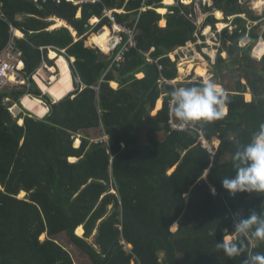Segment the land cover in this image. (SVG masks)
<instances>
[{"label":"trees","instance_id":"obj_1","mask_svg":"<svg viewBox=\"0 0 264 264\" xmlns=\"http://www.w3.org/2000/svg\"><path fill=\"white\" fill-rule=\"evenodd\" d=\"M2 1L0 53L11 40V27L25 35L16 42L24 54L26 83L0 93V264H75L70 251L57 241L60 234H67L93 264H245L248 253H264V244L251 236L253 245L248 237L243 239L245 255L229 258L216 248L225 232L235 235L236 220L252 211L264 215V193L233 196L222 187L223 179L236 173L237 142L247 144L264 124V56H251L260 38L264 40L259 24L253 26L262 16L239 0H212V5H203L209 15L198 27L196 0L190 5L175 0L169 6L164 0L81 5L67 0ZM143 3L147 9L140 12ZM160 7L168 8L165 16L157 12ZM106 8H123L125 14L115 18L126 26L134 23L130 15L139 16L136 48L126 53L120 68L109 69L110 60L85 44L90 34L108 24ZM216 9L222 21L212 15ZM95 17L101 21L92 26ZM51 18L58 19L53 23ZM162 19L165 27L160 26ZM220 23L226 27L221 30L224 45L218 49L216 71L227 63L224 52L249 71L246 84L233 70L212 78L229 96L228 112L222 120L196 128L210 142L220 139L214 154L199 140V133L173 131L169 125L171 92L202 81L178 86L162 81L177 78V63L168 55L198 38L205 41L202 29L216 30ZM246 36L250 41L241 47ZM51 51L69 61L76 80L75 91L55 103L33 80L44 63L52 65ZM149 52L158 64L147 59ZM197 67L205 69L198 76L205 78V63ZM137 74L144 77L138 79ZM110 82L118 88H111ZM248 90L251 102L245 100ZM26 94L45 102L48 112L42 119L25 110L17 117L9 111L14 105L22 108ZM162 95L163 108L152 115ZM95 129L107 140L93 142L88 133ZM76 139L81 141L79 148L74 147ZM22 192L26 196L19 198Z\"/></svg>","mask_w":264,"mask_h":264},{"label":"clouds","instance_id":"obj_2","mask_svg":"<svg viewBox=\"0 0 264 264\" xmlns=\"http://www.w3.org/2000/svg\"><path fill=\"white\" fill-rule=\"evenodd\" d=\"M170 104L178 126L190 128L222 120L228 112L229 96L214 80L205 79L193 86L175 88L171 92ZM233 166L236 173L223 179V189L233 196L238 192L264 193V124L247 144L237 142ZM212 191L215 194V189ZM233 233L235 235H225L216 244V248L229 258L246 254L243 239L248 236L257 244H264V215L252 211L247 218H239L234 222ZM247 257L245 264H264V253H248Z\"/></svg>","mask_w":264,"mask_h":264},{"label":"rangeland","instance_id":"obj_3","mask_svg":"<svg viewBox=\"0 0 264 264\" xmlns=\"http://www.w3.org/2000/svg\"><path fill=\"white\" fill-rule=\"evenodd\" d=\"M196 1H198V0H196ZM201 1H202V3L199 0V4H201L200 8L202 9V12H196L197 13L196 23H197V25L199 27L202 26V24L205 21L206 17L209 15V14H204V10H203V5H205L206 2L207 3H209V2L208 1L205 2L204 0H201ZM251 2L252 1L248 2L247 4L250 6ZM259 5H261V8H262V4H259ZM194 7L196 8L197 4L196 5L194 4ZM251 8L254 10V13H255L256 16H262L264 18V10H261L260 6L257 9L255 7H251ZM215 14H218V9H216L215 12L212 13V15H214L215 18L217 20H219L216 17ZM223 19H224V17H223ZM223 19H221L220 21H222ZM52 20H50V21H52ZM53 23H56V22H53ZM258 24H259L260 27L257 29V31L259 32L260 35H262L264 33V19H262L259 22L253 23V26H257ZM222 29H224V28H221L219 26V24L216 25V30H211L209 33H206L207 31L202 29V35L205 36V41H204L205 43L204 44H203V42L201 40H199L200 38H198L196 43L189 44V45L186 46V48H182V49L176 51L177 52L176 56H175L176 60L178 62H180V65L178 67V71L179 70H184V71H183L181 76H179V77L177 76V78H179L181 80L176 81L175 82V84H176L175 86H178L181 83H185V82H189V81L198 82L200 80L203 81V80L208 79V78L212 79L215 76H222L223 74L226 75L227 72H229V70H233L232 73H233V75L235 77L242 78V82L243 83H247V81L244 78V76H246V73H248L249 69L243 68L242 66L240 67V65H238V63H235L234 60H230L229 58H227V53L226 52H224L222 54V57L224 59H227V63H224L222 65L221 72L216 71V69H215V63H216L217 56H218V49L222 48L223 45H224L223 42H221V40H222L221 39L222 38L221 30ZM232 29H233V27L230 28V30H232ZM97 33H92V34H90V36L93 35V34H97ZM90 36L88 37V39L90 38ZM88 39L86 40L85 44H86V46L90 47V46H92V44H87ZM246 39H248V36H246L240 42V46L241 47H244V45L246 44L245 43V42H247ZM222 41H224V39ZM260 41H262L261 38H260L258 43H260ZM230 44H231V41L229 39H227L226 45L230 46ZM199 46H203V49L201 50L199 48ZM93 47H95V45H93ZM256 47H257V45L253 49L251 56L254 59L261 60L259 58H261V56H263L264 53L260 52L258 55L256 54L257 55V57H256L255 56V52H254L255 49H257ZM206 49H208L210 51V53L207 52ZM212 52L215 53V57L214 58L211 56ZM237 54H238V56L240 55L239 52L236 53L235 55H237ZM48 59L52 63V65H50L48 63H44V65L41 68V70L43 72V75L39 76L40 75L39 74L40 71L36 74L35 80H36V83H37L38 87H40L39 85H41L42 87H49L50 86L51 77L53 75H55L56 77H58L60 75V71H58L57 67H56V71L55 72L51 71V68L55 67L57 62L51 60L49 58V56H48ZM68 62H66V63H68ZM189 62H193V63H191V65H189ZM202 63H205V67L207 69V75H206L205 78L198 77L196 75V73L194 72L196 65H200ZM69 65H70V68H71V64L70 63H69ZM63 66L65 67L66 65H63ZM63 66L60 67L61 70L63 69ZM188 68H191L190 71H188ZM71 72H72V70H71ZM225 75H223V76H225ZM72 77H73V75H72ZM68 78H69V75H67V77L64 79L63 83L66 84L65 86H67V88L69 89L70 88L69 84H71V82H70V78L69 79ZM225 80H226V84H227V83H229L230 78L227 77ZM75 82H76V80H74V78H73V84H74V90L73 91H75V89H76ZM179 82H181V83H179ZM53 86H56V83H53L51 85V87H53ZM111 86H112V84H111ZM17 88L21 89L22 86H18ZM40 89H42V88L40 87ZM62 89H63V87L59 88L55 92H52V93H56L58 95L57 99H55L56 102H59V101L63 100L64 97L67 95L65 93V91L62 90ZM66 91H68V90H66ZM72 92H70V93H72ZM247 95H249L251 97V94L247 93L245 95L246 96L245 100L250 102L252 100V97H251V100H250V99H248ZM32 96H34V95H32ZM26 100L29 101L30 99H26ZM55 101H51V102L55 103ZM29 103H30V101H29ZM43 103L45 104V102H43ZM26 104H28V103H25V105ZM29 106H30V104L26 105L27 108H29ZM16 108L18 109V112L14 111L15 116H19L21 113H23V110H25L26 112H29L31 114V112H30L31 108H30V111L25 109L23 105H22V108H20L18 105L16 106ZM39 108H41V109L37 113H39V115L41 116L42 114L45 113V111L42 112V106H39ZM13 109H14V107H13ZM88 135H89V137L91 138V140L93 142H96L97 140H102L104 138L103 131L101 129L91 130V132L88 133ZM216 139L217 138H215L214 140H216ZM78 144L79 143H77V141L75 140L74 147L75 148L79 147ZM212 144H213V139H212ZM213 146H214V144H213ZM22 193H24V192H22ZM21 194L19 195L20 198H24L26 196L25 195V196L21 197ZM172 230H176V228L172 227ZM78 234H79V231H78ZM42 236H44V237H42ZM41 237H42L41 239H44L46 236L44 234H42ZM56 238H57V241L59 243H61L67 250L70 251V253L72 254L73 259L75 261V264H93L92 260L90 259V257L86 253H84L80 248H78L75 244H73L70 241V239L67 236V234H60V235L56 236ZM94 239H95L94 237L89 238L90 242H94L95 241Z\"/></svg>","mask_w":264,"mask_h":264},{"label":"built area","instance_id":"obj_4","mask_svg":"<svg viewBox=\"0 0 264 264\" xmlns=\"http://www.w3.org/2000/svg\"><path fill=\"white\" fill-rule=\"evenodd\" d=\"M35 1H38V0H35ZM55 1L60 3L63 0H55ZM67 1L73 2L74 4H81L84 2L96 3L101 0H67ZM179 1L182 3H186L183 0H179ZM250 1H252L250 5L251 7H255L256 9L259 7V5L256 3L255 0H239L241 4L248 3ZM4 5H5L4 1L0 0V21L4 19V14H3ZM263 5H262V8L260 6L261 10H264ZM146 9H147V6L144 5L142 8H140V12H143V10H146ZM117 12H119V10L115 8L114 9L106 8L104 10V18L108 20V24H109L108 28L110 30V33L108 36L107 51H104L103 48L98 46L97 44L94 47L95 49L100 50L110 60L109 69L120 68V66L125 62L126 53L130 49L136 48L135 34H136V26H137L139 16L137 15L138 17L136 20L133 21L134 22L133 25L126 26V25H123L117 22L115 18V14H117ZM196 12H202V9L200 7H197ZM100 21L101 19L98 20V23H93V21H90V22L92 23L91 24L92 26H96L97 24L100 23ZM103 29L104 28H102L97 34L101 33ZM11 31H12L11 40L8 46L4 49V51L0 53V90H3L8 86H19V85L26 83L22 75V72H23L22 67H24V54L17 48L16 41H15L16 39H19V36L17 35V30L14 29L13 27H11ZM246 40L247 42H245L246 44L244 46H246L250 41L249 38ZM153 51L154 49L151 50V52ZM176 51H174L171 55H168L172 59V61L176 60V57H175L177 53ZM151 52L145 54L147 59L150 62H155L158 64V60L154 61L151 58ZM159 69L162 70L163 67L159 65ZM35 78H36V75L33 76L34 81H36ZM163 82L167 84H172V85L174 84L173 81L163 80L162 83ZM168 108H169V117H170L169 125L171 126V129L173 131L197 132L200 135L199 140L202 142V144L205 147L211 148L208 140L205 138L201 130H198L196 127L181 128L178 126V122L173 120V116L171 114L170 101L168 102ZM102 140L105 141V137ZM212 152L214 153V151Z\"/></svg>","mask_w":264,"mask_h":264},{"label":"bare ground","instance_id":"obj_5","mask_svg":"<svg viewBox=\"0 0 264 264\" xmlns=\"http://www.w3.org/2000/svg\"><path fill=\"white\" fill-rule=\"evenodd\" d=\"M184 2H186V3H190V2H192V0H183ZM206 1H208V0H206ZM164 3L165 4H167V5H170V4H173L174 3V0H164ZM256 3L259 5V4H264V0H256ZM259 6H261V5H259ZM120 10V12H122V9H119ZM157 12L159 13V14H161V15H166L167 13H168V10H167V7H160L158 10H157ZM96 20V23L98 22V20L97 19H95ZM94 23V22H93ZM165 25V21H162V26H164ZM219 26L221 27V28H225L226 27V25L224 24V23H220L219 24ZM206 33H209L210 31H211V28L209 27V28H207L206 29ZM109 33H110V30H109V28L108 27H105L103 30H102V32L101 33H99V34H93V35H91L90 36V38L88 39L89 41L87 42V44H92V45H98V46H100V47H102L103 48V50L104 51H107V43H108V36H109ZM23 34V33H22ZM17 35L18 36H22L21 35V33L20 32H18L17 31ZM24 35V34H23ZM23 37V36H22ZM262 41H260V43H258L257 44V49H255V56L257 57V55L261 52V53H264V40L263 39H261ZM90 42V43H89ZM207 50V52H209L210 53V51L208 50V49H206ZM257 54V55H256ZM211 56L214 58L215 57V53L214 52H212L211 53ZM263 56H264V54H263ZM263 56H261V58H259V59H262L263 58ZM260 57V56H259ZM49 58L51 59V60H53V61H56L57 62V64H56V66L55 67H53V68H51V71H53V72H55L56 71V67L58 68V71H60V75L58 76V77H56L55 75H53L52 77H51V79H50V86L49 87H42L41 85H39L41 88H42V90H43V92H48L49 94H51V96L53 97V101H55V99H57V94L56 93H52V92H55V91H57L59 88H62L63 87V89L62 90H64L65 91V93L68 95L70 92H72L73 90H74V84H73V77H72V72H71V68H70V65H69V62H68V60L65 58V57H63V56H58L55 52H50L49 53ZM66 62H68V63H66ZM63 65H66L65 67L63 66ZM61 66H63V69L61 70L60 69V67ZM205 70V69H204ZM203 73V69L202 68H198L197 70H196V74H202ZM39 76H42L43 75V72H42V70H40V72H39ZM67 75H69V78H70V82H71V84H69V86H70V88L68 89L67 88V86H65L66 84H64L63 83V81H64V79L67 77ZM143 77V76H142ZM68 78V79H69ZM52 82V83H51ZM53 83H56V86H53V87H51V85L53 84ZM112 86L113 87H115L116 86V84H114V83H112ZM66 90H68V91H66ZM66 95V96H67ZM56 96V97H55ZM247 97H248V99H250L251 100V97L249 96V95H247ZM26 99H30L29 101H30V103H29V101H27ZM162 102H163V100H159L158 101V103H157V108L158 109H160L161 108V104H162ZM21 103H22V105L24 106V108L25 109H27L28 111H30V108H31V113L32 114H34L35 116H37V117H44L46 114H47V112H48V108L45 106V104L43 103V101L41 100V99H38V97H35V96H32V95H30V94H28V95H25V96H23L22 97V101H21ZM25 103H28V104H30V106H29V108H27L26 107V105H28V104H26L25 105ZM163 105V104H162ZM39 106H42V112H44L45 111V113L44 114H42L41 116L39 115V113H37V112H39L40 111V109L41 108H39ZM18 112V109L17 108H15V110L13 109V112ZM23 123V120H20V124H22ZM215 139V138H214ZM217 143L218 142V140L216 139L215 141H214V143ZM77 143H79L78 145H80V140H77ZM72 160H75L76 158L75 157H72L71 158ZM26 195V193L24 192V193H22L21 194V197H23V196H25ZM176 228V227H175ZM82 232H83V230H82V228H80L79 229V234H82ZM76 233H77V231H76ZM78 235V234H77ZM42 237H44V236H42ZM41 237V238H42Z\"/></svg>","mask_w":264,"mask_h":264},{"label":"crops","instance_id":"obj_6","mask_svg":"<svg viewBox=\"0 0 264 264\" xmlns=\"http://www.w3.org/2000/svg\"><path fill=\"white\" fill-rule=\"evenodd\" d=\"M193 1H195V0H192V2ZM201 1V0H200ZM205 2H206V0H204ZM164 2V1H163ZM174 2H175V0H174ZM208 2H209V5H212V0H208ZM84 3H88V2H84ZM84 3H81V4H84ZM90 3H92V2H90ZM207 3V2H206ZM81 4H79V5H81ZM165 6H169V5H167V4H165V3H163ZM174 4V3H173ZM184 5H190L191 3H183ZM197 4V7H200V4H199V0L198 1H196V3H195V5ZM77 5V4H76ZM171 5V4H170ZM197 7H196V9H197ZM162 8V7H161ZM115 9H117V10H119V9H122V12H120V10H119V12H117V14H125V12H124V10H123V8H115ZM159 9V8H158ZM157 9V10H158ZM167 10H168V8H167ZM81 10H79V14H78V16L80 17L81 16ZM133 15L134 14H132V15H130V17H129V19H130V21H134V20H132V17H133ZM162 16H165V15H162ZM224 16V15H223ZM207 18V17H206ZM53 19H58V18H53ZM95 19H97V20H100V18H93L91 21H93L94 23H96V20ZM50 20H52V18L50 19ZM49 20V21H50ZM162 21H165V25L164 26H162ZM220 21V20H219ZM52 22V21H51ZM65 23L68 25V23L65 21ZM98 23V22H97ZM204 23V22H203ZM92 24V23H91ZM166 24H167V22H166V20L165 19H162L161 21H160V26L161 27H165L166 26ZM197 24V23H196ZM198 26V25H197ZM65 27V26H64ZM70 26L68 25V26H66V28H69ZM105 27H109V24H107L106 26H104L103 28H105ZM199 27V26H198ZM62 28V27H61ZM207 28H209V27H206V28H204V30H206ZM211 28V27H210ZM70 29V28H69ZM49 30H52V29H50L49 28ZM71 30V29H70ZM211 30H212V28H211ZM18 31V30H17ZM18 32H20V31H18ZM71 32H72V30H71ZM21 33V32H20ZM77 34V33H76ZM21 35L23 36H19V39H23V38H25V35H23L22 33H21ZM76 37V36H75ZM199 40H201V39H199ZM16 41V40H15ZM89 41V40H88ZM202 41V40H201ZM203 42V44L205 43L204 41H202ZM90 43V42H89ZM189 44H192V43H188L187 45H189ZM195 45V44H194ZM16 46H17V42H16ZM91 48H94L93 47V45L92 46H90ZM182 48H186V46L185 47H181V48H178V49H176V50H180V49H182ZM203 49V48H202ZM201 49V50H202ZM175 50V51H176ZM3 52V51H2ZM174 52V51H173ZM173 52H171L169 55H171ZM201 52V51H200ZM169 57V56H168ZM169 59L172 61V59L169 57ZM172 62H176L177 63V76H178V67H179V65H180V62H178L177 60H175V61H172ZM189 63H193V62H189ZM24 68H25V64H24V67H22V71L24 70ZM198 68H202V67H197L196 69H195V73H196V70L198 69ZM203 69V68H202ZM204 74V69H203V73L201 74V75H203ZM197 76H201L200 74H196ZM144 77V74H137L136 75V78H138V79H142L143 77ZM177 79L178 78H176L175 80H173V82H174V84L173 85H176L175 84V82L177 81ZM189 82H193V81H189ZM112 83H114V84H116V87H113V86H111V84ZM179 83H181V82H179ZM244 84H246V83H244ZM172 85V84H171ZM20 86V85H19ZM14 87H18V86H8V87H6L5 89H3V90H0V93H2V92H4V91H8V90H12ZM110 87L111 88H118V84L116 83V82H110ZM222 87V86H221ZM247 93H251V91L250 90H248V92ZM246 93V94H247ZM26 95H28V94H26ZM31 95V94H30ZM251 95H252V93H251ZM25 96V95H24ZM164 96L165 95H162V97H161V100H163V102H162V104L164 103ZM252 100H253V96H252ZM159 101V100H158ZM247 101V100H246ZM4 102L5 103H9L10 102V99H9V97H5V100H4ZM248 102V101H247ZM251 102V101H250ZM158 103V102H157ZM161 104V108L160 109H158L157 108V104H156V107H155V110L153 111V113H152V115H156L163 107V105ZM16 106L17 105H14V106H12L11 108H9V111H10V109H11V113L14 115V117H17V116H15V114H14V112H12V110H13V107H14V110H15V108H16ZM39 119H42V118H39ZM23 124V123H22ZM21 124V125H22ZM104 137H105V141L107 140V137L104 135ZM214 138H217V140H218V142L216 143H214ZM207 139V138H206ZM77 141V140H76ZM81 142V141H80ZM209 142V144H210V147L211 148H209L210 150H212V151H214L215 152V154H216V150L218 149V147H219V145H220V139L218 138V137H213V144H214V146H213V144H212V141L210 142V141H208ZM81 144V143H80ZM80 147V146H79ZM79 147H76V148H79ZM208 148V147H207ZM76 160H77V158H76ZM71 161H75V160H72L71 159ZM20 198V197H19ZM178 228H179V225L176 227V230H172L173 232H176L177 230H178ZM83 230V229H82ZM79 231V230H78ZM83 233V232H82ZM85 233V232H84ZM45 236H46V234L45 233H43ZM225 235H227L226 234V232L224 233ZM80 235V234H79ZM84 235V234H83ZM249 238V237H248ZM250 239V238H249ZM43 240V239H42ZM250 242L252 243V245H253V241L250 239ZM129 247H131L130 245H129Z\"/></svg>","mask_w":264,"mask_h":264},{"label":"water","instance_id":"obj_7","mask_svg":"<svg viewBox=\"0 0 264 264\" xmlns=\"http://www.w3.org/2000/svg\"><path fill=\"white\" fill-rule=\"evenodd\" d=\"M137 15H133V17H132V20H136L137 19ZM88 47V46H87ZM50 53V52H49ZM48 53V54H49ZM49 56V55H48ZM75 62V60L73 59V63ZM45 94H46V96L48 97V99L50 100V101H53V97L48 93V92H44ZM56 102V101H55ZM46 106V105H45ZM47 107V106H46ZM48 108V107H47ZM214 154H215V152H214Z\"/></svg>","mask_w":264,"mask_h":264}]
</instances>
